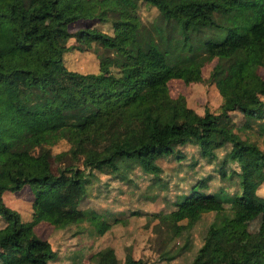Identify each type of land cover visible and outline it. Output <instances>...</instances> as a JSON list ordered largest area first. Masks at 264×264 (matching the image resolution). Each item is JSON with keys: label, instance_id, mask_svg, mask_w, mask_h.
Here are the masks:
<instances>
[{"label": "trees", "instance_id": "16d2710c", "mask_svg": "<svg viewBox=\"0 0 264 264\" xmlns=\"http://www.w3.org/2000/svg\"><path fill=\"white\" fill-rule=\"evenodd\" d=\"M145 1L155 5L158 19L143 23L137 0H0V149L34 153L40 163L30 169L12 162L0 176V264H47L54 257L50 242L33 230L39 220L55 227L86 221L89 232L101 236L110 221L80 206L91 176L132 163L156 174L159 165L147 158L172 153L179 158L177 146L201 145L206 132H213L217 145L253 150L258 161L243 162L249 176L239 179L238 191L192 188L159 215L175 235L188 230L201 212L213 211L185 264L208 260L206 244L217 241L216 229L233 215L224 201L238 200L264 215V194L256 191L264 177V152L233 130L229 114L237 110L240 128L255 126L264 136V77L257 72L264 67V0ZM79 18L111 24V33L88 24L78 29L83 45L93 41L105 50L94 72L62 61L69 47L67 25ZM211 58L208 76L222 99L217 112L204 107L198 113L182 94L169 97V79L197 80L202 62ZM52 136L69 143L66 153L73 160L54 170L47 143ZM24 184L33 192L28 219L1 196ZM190 205L196 211H181ZM249 252L227 249L223 264H243ZM91 256L93 264H152L129 251L120 258L110 245Z\"/></svg>", "mask_w": 264, "mask_h": 264}, {"label": "rangeland", "instance_id": "374dc122", "mask_svg": "<svg viewBox=\"0 0 264 264\" xmlns=\"http://www.w3.org/2000/svg\"><path fill=\"white\" fill-rule=\"evenodd\" d=\"M136 13L143 23L158 19L155 5L145 0H137ZM87 24L112 32L109 21L97 18L71 21L64 40L69 47L63 52L62 61L68 68L94 72L98 68V54L105 50L93 41L88 45L81 43L78 29ZM214 61L215 58H211L202 62L197 80L186 82L179 78L169 79V97L182 94L186 104L198 113L204 107L217 112L222 99L208 76ZM257 72L264 77V67H258ZM229 114L234 121L233 130L264 152V136L256 131L255 126L240 128L241 113L232 110ZM47 143L53 170L58 165L73 162L66 153L69 143L65 139L52 136L48 137ZM177 148L182 153L179 158L175 153L147 158L159 165L156 174L132 163L120 166L116 172H96L95 176H91L80 206L96 209L110 221L109 228L101 236L90 233L86 221L66 227H55L45 220L36 222L33 225L35 233L46 238L55 250L54 257L47 260V264H63L73 259L78 264H93L91 253L102 245L112 246L120 258L125 251H129L132 256L142 257L152 264L189 262L202 242L213 211L201 212L188 230L175 235L160 221L159 215L175 208L176 201L192 188L219 194L238 191L239 179L249 176L243 162L246 159L258 161V154L251 149H239L237 144L229 142L217 145L213 132H206L201 145L186 141ZM12 162L30 169L40 166L34 153L0 149V176L4 167ZM262 171L264 176V167ZM256 191L264 194V177ZM32 193L30 186L24 184L18 190H3L1 196L5 204L19 211L23 219H28ZM224 206L233 210V215L216 229L217 241L206 244L204 255L208 260L203 264H223V254L227 249L239 251L241 247L251 251L243 264H264V215L259 211L247 210L238 200L232 203L224 201ZM181 211L191 213L196 211V207L190 205Z\"/></svg>", "mask_w": 264, "mask_h": 264}, {"label": "crops", "instance_id": "0c3cea01", "mask_svg": "<svg viewBox=\"0 0 264 264\" xmlns=\"http://www.w3.org/2000/svg\"><path fill=\"white\" fill-rule=\"evenodd\" d=\"M258 193V192H257ZM259 194H261V193H259Z\"/></svg>", "mask_w": 264, "mask_h": 264}]
</instances>
